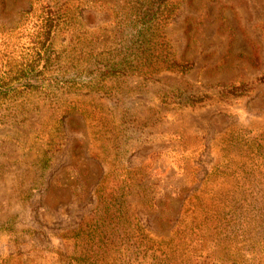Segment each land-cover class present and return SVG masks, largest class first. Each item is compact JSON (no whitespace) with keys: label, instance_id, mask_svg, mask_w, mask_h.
Masks as SVG:
<instances>
[{"label":"rangeland","instance_id":"obj_1","mask_svg":"<svg viewBox=\"0 0 264 264\" xmlns=\"http://www.w3.org/2000/svg\"><path fill=\"white\" fill-rule=\"evenodd\" d=\"M150 2L0 0V264H264V0Z\"/></svg>","mask_w":264,"mask_h":264},{"label":"trees","instance_id":"obj_2","mask_svg":"<svg viewBox=\"0 0 264 264\" xmlns=\"http://www.w3.org/2000/svg\"><path fill=\"white\" fill-rule=\"evenodd\" d=\"M168 0H151L149 3L150 5H153L155 8L159 9L163 4ZM154 18V19H153ZM153 19L152 23L145 24V21H141L139 25L141 27H147V28H153L156 29L160 25V18L158 15H152V17L149 19L148 22H150ZM56 21L53 20L52 16L46 17L43 19V23L39 26L41 29V35H42V43L40 44V49H43V52L41 53V58H44V51L50 32L55 27ZM139 26V27H140ZM11 78L9 79L10 82L6 85L0 86V95L6 94V92L9 90L10 92H20L22 89L33 87V85L28 82L27 80H23V82H14L12 80H17V78L24 77L26 75L25 69L23 68H15L13 71L10 72ZM248 261L250 264H253V261H256L253 258H248ZM236 263L244 264V262L241 259L235 260Z\"/></svg>","mask_w":264,"mask_h":264}]
</instances>
